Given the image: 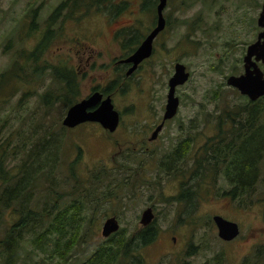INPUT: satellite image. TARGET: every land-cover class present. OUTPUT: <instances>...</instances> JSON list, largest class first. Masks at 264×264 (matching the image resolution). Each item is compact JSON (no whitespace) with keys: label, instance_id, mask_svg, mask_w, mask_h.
Wrapping results in <instances>:
<instances>
[{"label":"rangeland","instance_id":"rangeland-1","mask_svg":"<svg viewBox=\"0 0 264 264\" xmlns=\"http://www.w3.org/2000/svg\"><path fill=\"white\" fill-rule=\"evenodd\" d=\"M63 1L0 0V72L12 58L11 51L4 49L13 29L22 22H31L32 10H37L35 24L44 23L51 10ZM110 1L114 5L123 2L126 8L85 10L82 5L72 19L64 22L62 37L46 52L47 59L52 61L58 56L69 59L78 72L82 97L88 96L93 87L101 88L114 81L112 101L121 113L119 125L111 133L97 123L65 131L63 157L74 158L75 145L80 148L73 176L64 162L55 180L38 186L31 201L32 209L41 212L43 207L49 210L54 201L63 207L80 198L88 209L84 214L88 222L82 236L78 240L75 236L76 244L65 262L62 256L50 259V252L44 254L40 250L46 244L44 238L37 242L40 247L32 246L26 238L17 264L85 262L105 240L101 227L107 218L115 217L120 229L131 235L142 228L139 221L147 208L152 209L158 235L150 245L135 250L137 259L130 264H242L245 257L253 256L254 249L264 247V165L250 207L246 201L239 204L222 195L223 181L216 185L205 181L199 193L191 195L197 201L192 213H187L176 199H180L179 182L191 173H186L185 168L189 170L193 159L199 157L195 152L214 134L215 115L226 104L246 98L227 85L226 79L243 72L246 47L260 30L256 18L262 1L168 0L164 9L167 24L153 42V53L130 78L124 75L126 68H116V60L125 54L122 44L128 43L131 33L134 38L150 30L154 12H143L136 4L140 0ZM176 62L183 63L190 76L176 88V115L166 120L155 139H150L162 119L168 79ZM260 68L264 73V63ZM33 86L38 92L44 89L37 83ZM20 95L21 91L10 98L9 93L0 89V144L6 145L9 136L7 158L12 161L8 167L17 160V146L23 142L21 134L34 127L31 114L41 109L34 108L40 100L37 94L24 102L19 101ZM62 111L59 107L51 109L48 116L55 123L60 117L62 120L65 110ZM182 138L191 141L184 163L175 165L183 172L159 167ZM214 215L237 223L239 236L228 243L221 241L212 220L209 221ZM16 216L13 206L0 207V232ZM37 230L42 231L40 227ZM117 259V264H125L121 257Z\"/></svg>","mask_w":264,"mask_h":264},{"label":"trees","instance_id":"trees-1","mask_svg":"<svg viewBox=\"0 0 264 264\" xmlns=\"http://www.w3.org/2000/svg\"><path fill=\"white\" fill-rule=\"evenodd\" d=\"M83 1L61 2L51 10L42 24H35L37 10H32L31 22L25 21L15 27L5 43L4 50H10L12 58L0 72V89H3V93H9L10 98L21 91V102L37 94L40 100L34 108L41 109L31 114L30 118L34 121V127L29 128L31 131L24 130L21 134L20 139L23 142L17 146L19 151L15 153L18 155L14 165L8 167L12 161L7 158L9 136L6 145L0 144V207L11 205L17 215L15 220L0 232V264H17L18 253L24 248L26 238L27 242L32 246L37 244V247H40L37 242L44 238L46 244L40 250L43 253L50 252L47 254L50 259L62 256V261L65 262L76 244L75 236L77 240L82 236L88 222L84 216L88 209L85 201L80 198L71 200L63 207L56 205L54 201L49 210L43 207L41 212L34 211L31 206L33 192L38 186L44 184V181L53 182L56 172L64 162L73 176L74 164L80 159V148L77 144V154L74 158L63 157L66 147L64 132L73 128L62 126L61 117L54 123L53 118L48 116L49 110L59 107L66 111L70 105L83 98L78 72L67 58L58 56L54 61L47 59L46 51L52 50L54 43L63 35L64 22L72 19L75 13L81 10L82 5L85 10L96 7V10L120 11L126 8L123 2L114 5L110 0H88L85 4ZM157 2L158 0H140L136 4H140L141 10L153 11L157 18ZM15 30L18 31V36ZM133 35L134 33H131L129 38L131 42L122 44V48L126 50L124 56L130 55L136 49V44L145 36L144 34L133 38ZM26 36L31 39L25 41ZM118 66L122 71V64H117L116 68ZM35 83L44 87L42 92H38L33 86ZM94 90L112 96L116 89L113 81L101 88L93 87L92 92ZM246 98L233 105L226 104L215 115L214 134L195 152L199 157L193 159L188 166L189 170L185 168L186 173H191L179 182L181 191L178 196L181 200H176L183 204L187 213L196 210L197 201L191 198V195L199 193L205 181H211L213 185H216L217 181H223L222 195L239 204L246 201L247 207L253 204L264 165V95L256 100ZM36 114L39 115L36 117ZM190 142V139L182 138L160 161L159 167H165L168 171L183 172L175 165L181 161L184 163ZM170 164L174 166L170 167ZM38 227L42 229L41 232L37 230ZM157 235L158 228L154 220L149 226L134 231L131 235H128L125 229H119L80 264H117L119 257L123 263L130 264L132 259H137L135 250L150 245ZM252 254L253 256L245 257L242 264H264V247L254 249Z\"/></svg>","mask_w":264,"mask_h":264},{"label":"water","instance_id":"water-1","mask_svg":"<svg viewBox=\"0 0 264 264\" xmlns=\"http://www.w3.org/2000/svg\"><path fill=\"white\" fill-rule=\"evenodd\" d=\"M167 5V0H158L156 4V24L140 41L136 49L122 59L125 63H130V67L125 72L131 74L138 65L150 57L153 51V42L158 33L165 27L163 10ZM257 26L262 28L257 38L246 47L242 58L243 72L238 75H229L226 84L234 87L240 94L247 96L249 100H256L264 95V73L259 62L264 63V1L257 18ZM174 71L168 79V90L166 102L161 122L155 127L150 139H154L163 126L165 120L173 118L179 107V97L176 95V88L184 84L190 74L181 62L174 64ZM120 112L114 107L112 96L104 95L99 90H94L88 96L81 98L70 105L61 120V124L67 128H75L84 123H97L107 132H114L120 122ZM154 219L151 208H147L141 213L140 225L142 228L149 226ZM216 230L217 237L223 242L235 240L240 233L237 223L227 220L219 215L211 218ZM120 229L115 217L107 218L101 227V236L107 239Z\"/></svg>","mask_w":264,"mask_h":264},{"label":"flooded vegetation","instance_id":"flooded-vegetation-1","mask_svg":"<svg viewBox=\"0 0 264 264\" xmlns=\"http://www.w3.org/2000/svg\"><path fill=\"white\" fill-rule=\"evenodd\" d=\"M261 1H262V2H261V6H262V3H263L264 0H261ZM142 11L144 12V11H146V10H142ZM260 11H261V9L259 10V13H260ZM155 12H156V10H155ZM259 13H258V16H259ZM163 16H164V18H165V26H166V24H167V16L164 15V10H163ZM258 16H257V18H258ZM257 18H256V24H257ZM155 24H156V17H155V15H153V19H152V27L150 28V30L155 26ZM258 27H259V26H258ZM259 28H260V27H259ZM150 30H148V31L146 32V34H147ZM163 30H164V29H163ZM163 30H162V31H163ZM262 30H263V29L260 28V30L257 32V35H258V33H259L260 31H262ZM162 31H160V32L158 33L157 37L159 36V34H160ZM146 34H145V35H146ZM257 35H256V38H257ZM157 37H156V38H157ZM156 38H155V39H156ZM142 39H143V38H142ZM142 39H141V40H142ZM139 43H140V41H139ZM139 43H138V44H139ZM250 43H251V42H250ZM138 44H136V45L138 46ZM153 50H154V47H153ZM152 53H153V51H152ZM151 55H152V54H151ZM151 55H150V56H151ZM123 56H124V55H123ZM127 56H128V55H125L124 57L121 56L122 58H120L119 60H116V63H117V64H122L123 68H126V69H125V72L127 71V69H128V68L130 67V65H131L130 63H125L124 61H122V59H125ZM147 59H148V58H147ZM145 60H146V59H144V60L140 63V65H141ZM260 64H261V62H259V65H260ZM140 65H138V67H137V68H136L131 74H129V75L132 76V75L136 72V70H138V68L140 67ZM125 74H126V73H125ZM129 75L126 74L125 76L128 77ZM161 120H162V119H161ZM168 120H169V119H168ZM160 122H161V121H160ZM160 122H159V123H160ZM165 122H166V120L164 121L163 126H164ZM159 123H158V124H159ZM158 124H157V125H158ZM157 125H156V126H157ZM156 126H155V127H156ZM163 126L161 127V129L163 128ZM155 127H154V129H155ZM154 129L152 130L150 137L152 136V133H153ZM161 129L159 130V132L161 131ZM159 132H158V133H159ZM158 133H157L156 137L158 136ZM156 137H155V138H156ZM155 138H154V139H155Z\"/></svg>","mask_w":264,"mask_h":264}]
</instances>
